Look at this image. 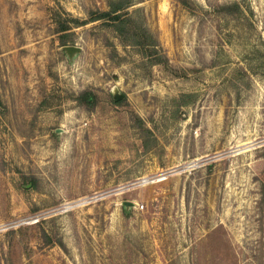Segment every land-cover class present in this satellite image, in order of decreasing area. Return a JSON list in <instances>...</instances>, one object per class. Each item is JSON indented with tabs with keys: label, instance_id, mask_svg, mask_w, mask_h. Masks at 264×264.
I'll return each instance as SVG.
<instances>
[{
	"label": "rangeland",
	"instance_id": "1",
	"mask_svg": "<svg viewBox=\"0 0 264 264\" xmlns=\"http://www.w3.org/2000/svg\"><path fill=\"white\" fill-rule=\"evenodd\" d=\"M109 1L0 0V264H264V0Z\"/></svg>",
	"mask_w": 264,
	"mask_h": 264
},
{
	"label": "trees",
	"instance_id": "2",
	"mask_svg": "<svg viewBox=\"0 0 264 264\" xmlns=\"http://www.w3.org/2000/svg\"><path fill=\"white\" fill-rule=\"evenodd\" d=\"M186 4V0H181ZM134 3L132 0H110L108 3V10L106 11H93L90 13V18L84 21H81L78 18L68 19V22H60V32H66L70 30L69 22L74 23L77 26L87 25L89 23L101 21L104 25L112 28L119 37L126 43H129L132 46L140 47L144 49L147 53L149 48H152L149 55L155 58L154 63H167L168 58L164 53V50L153 33L146 26L144 19L138 15V12H130V9L133 7ZM234 7L239 8V5L236 3ZM221 9H231V7H222ZM232 13V12H231ZM67 41H63L64 45ZM69 42V41H68ZM92 96L91 93H88L87 96ZM192 96L185 95L183 99L190 98ZM148 148V144L145 145Z\"/></svg>",
	"mask_w": 264,
	"mask_h": 264
},
{
	"label": "water",
	"instance_id": "3",
	"mask_svg": "<svg viewBox=\"0 0 264 264\" xmlns=\"http://www.w3.org/2000/svg\"><path fill=\"white\" fill-rule=\"evenodd\" d=\"M67 50H68V52H69L70 54H73V53H75V52L80 51L81 48H79V47H74V46H70V47H67Z\"/></svg>",
	"mask_w": 264,
	"mask_h": 264
}]
</instances>
